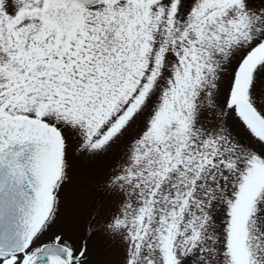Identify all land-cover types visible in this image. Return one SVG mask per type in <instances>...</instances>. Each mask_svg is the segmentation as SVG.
Instances as JSON below:
<instances>
[{
  "label": "snow or ice",
  "instance_id": "snow-or-ice-1",
  "mask_svg": "<svg viewBox=\"0 0 264 264\" xmlns=\"http://www.w3.org/2000/svg\"><path fill=\"white\" fill-rule=\"evenodd\" d=\"M264 264V0H0V264Z\"/></svg>",
  "mask_w": 264,
  "mask_h": 264
},
{
  "label": "rangeland",
  "instance_id": "rangeland-1",
  "mask_svg": "<svg viewBox=\"0 0 264 264\" xmlns=\"http://www.w3.org/2000/svg\"><path fill=\"white\" fill-rule=\"evenodd\" d=\"M113 259V253L98 240L92 252L91 264H112Z\"/></svg>",
  "mask_w": 264,
  "mask_h": 264
}]
</instances>
